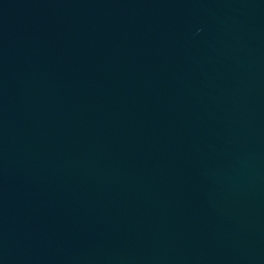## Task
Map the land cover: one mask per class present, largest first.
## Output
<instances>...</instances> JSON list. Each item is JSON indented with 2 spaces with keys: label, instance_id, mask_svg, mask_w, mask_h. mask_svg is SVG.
Here are the masks:
<instances>
[{
  "label": "water",
  "instance_id": "water-1",
  "mask_svg": "<svg viewBox=\"0 0 264 264\" xmlns=\"http://www.w3.org/2000/svg\"><path fill=\"white\" fill-rule=\"evenodd\" d=\"M0 264H264V0H0Z\"/></svg>",
  "mask_w": 264,
  "mask_h": 264
}]
</instances>
